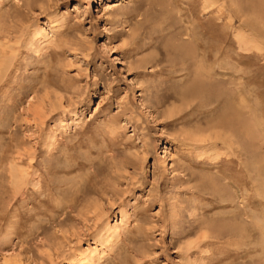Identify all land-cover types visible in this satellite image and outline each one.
I'll return each mask as SVG.
<instances>
[{
    "label": "rangeland",
    "instance_id": "1",
    "mask_svg": "<svg viewBox=\"0 0 264 264\" xmlns=\"http://www.w3.org/2000/svg\"><path fill=\"white\" fill-rule=\"evenodd\" d=\"M174 1L0 0V264H264V0Z\"/></svg>",
    "mask_w": 264,
    "mask_h": 264
},
{
    "label": "bare ground",
    "instance_id": "2",
    "mask_svg": "<svg viewBox=\"0 0 264 264\" xmlns=\"http://www.w3.org/2000/svg\"><path fill=\"white\" fill-rule=\"evenodd\" d=\"M144 1H145V4L148 5V8H146V10H144V11H145V16H149V11H150V12L153 11V10H151V9H153V7L157 10L158 8H160V9H161V8L164 9V8H166V7H170V6H171L172 9L175 8L176 11L178 10V8L176 9L177 6H175V5L178 4V1H177V2H175L174 0H144ZM181 1H182V2H186L187 4L190 5V2H191L192 0H181ZM212 1H213V0H212ZM233 1H234V3H233ZM239 1H240V0H232V3L235 4V6H236V8H237V12H238L240 15H242V16L245 15L246 13H247V14H246L247 16H250V15H248L247 10H248L251 6L249 7V4H247V5L245 4V8H244V6H243V2H242V4H241V2H240V5L237 6L238 3H239ZM182 2H181V3H182ZM202 2H204V1H202ZM207 2H208V0H206L205 3H207ZM213 2H214V1H213ZM230 2H231V1H230ZM250 2H251V1H249V2L247 1V3H250ZM253 2H254V0H253ZM256 2H257V1H256ZM257 3H258V2H257ZM210 4H212V2H210ZM233 4H232V7H235ZM236 4H237V5H236ZM251 4H252V3H251ZM254 4H255V3H254ZM184 5H185V4H184ZM184 5H182V6H184ZM204 5H205V9H207V8L209 7L208 4H207V5L204 4ZM204 5H203V6H204ZM241 5H242L243 7H242ZM213 6H214V5H213ZM252 6H253V4H252ZM256 6H257V5H256ZM146 7H147V6H146ZM248 7H249V8H248ZM263 7H264V6H263ZM184 8H185V6H184ZM187 8H189V7H187ZM254 8H255V7H254ZM261 8H262V7H261ZM155 9H154V10H155ZM185 9H186V8H185ZM189 9H190V8H189ZM189 9H188V10H189ZM234 9H235V8H234ZM257 9L259 10L258 7L255 8L253 11H252L251 9H250V10H251L253 13H255L254 11H257ZM140 10H141V9H140ZM169 10L171 11V9H169ZM169 10H168V12H169ZM180 10H182V9H180ZM192 10H193V9H192ZM203 10H204V7H203ZM208 10H209V9H208ZM208 10H207V11H208ZM157 11H158V10H157ZM166 11H167V10H166ZM173 11H174V10H172V12H173ZM178 11H179V10H178ZM178 11H177V12H178ZM183 11H184V10H183ZM183 11H182V13H185V12H183ZM189 11H190V10H189ZM189 11H188V13H189ZM235 11H236V9H235ZM248 11H249V10H248ZM259 11H260V10H259ZM141 12H142V11H141ZM179 12H180V11H179ZM203 12H204V11H203ZM237 12H236V13H237ZM252 12H251V13H252ZM257 12H258V11H257ZM263 12H264V9H263ZM263 12H262V13H263ZM142 13H143V12H142ZM173 13L175 14V12H173ZM173 13H172V14H173ZM194 13H195V12H194ZM196 13H197V12H196ZM238 13H237V14H238ZM251 13H250V14H251ZM253 13H252V14H253ZM170 14H171V13H170ZM170 14H169V15H170ZM192 14H193V12H192ZM197 14H198V13H197ZM197 14H196V15H197ZM260 14H261V13H260ZM141 15H142V14H141ZM176 15H177V13H176ZM179 15H180V14H179ZM198 15H199V14H198ZM203 15H204V14H203ZM229 15H230V14H229ZM253 15H254V14H253ZM150 16H151V15H150ZM164 16H165V15H164ZM181 16H182V15H181ZM181 16H178V17L181 19ZM191 16H192V15H191ZM242 16H241V17H242ZM198 17H199V16H198ZM243 17H244V16H243ZM251 17H253V16H251ZM262 17H263V15H262ZM262 17H259V18L262 19ZM148 18H149V17H148ZM148 18L144 19V23H145L146 20L148 21ZM150 18H151V17H150ZM150 18H149V20H150ZM176 18H177V17H176ZM196 18H197V16H196ZM254 18H255V17H254ZM184 19H185V18H184ZM186 19H187V17H186ZM197 19H199V18H197ZM245 19H246V18H245ZM182 20H183V19H182ZM182 20L180 21V23L182 22ZM191 20H192V19H191ZM187 21L189 22V20H187ZM206 21H207V20H206ZM246 21H247V19H246ZM249 21H250V19H249ZM261 21H262V20H261ZM263 21H264V20H263ZM192 22L194 23V22H196V21L193 20ZM192 22H191V23H192ZM229 22H230V21H229ZM252 22L255 23V24H254V27L257 29V26H255V25H256L257 23H259V21L257 22V21L252 20ZM182 23H183V22H182ZM185 23H186V22H185ZM185 23H183V24H184L185 29H186V27H187L186 25H187V24L185 25ZM189 23H190V22H189ZM189 23H188V25H189ZM199 23H200V22H199ZM253 23L251 24V22H248V24H251V25H253ZM140 24H142L141 21L138 22V23H136L135 25H136L137 27H139ZM145 24H146V23H145ZM197 24H198V23H197ZM202 24H203V23H202ZM204 24L207 25L206 23H204ZM229 24H230V23H229ZM191 25H192V24H191ZM191 25H190V26H191ZM194 25H195V23H194ZM257 25H258V24H257ZM176 26H177V25H176ZM190 26H189V27H190ZM195 26H196V25H195ZM195 26H194V28H196V29H195V32H193V33L196 34V30H197V28L200 26V24H199V26H196V27H195ZM208 26H210V24H208ZM180 27H181V26H180ZM192 28H193V25H192ZM194 28H193V29H194ZM199 28H200V27H199ZM199 28H198V29H199ZM259 28H260V27H259ZM259 28H258V29H259ZM185 29L182 28V31H183V32H186L187 30H185ZM258 29H257V30H258ZM200 30H201V29H200ZM200 30H199V31H200ZM206 30H208V29H206ZM259 30H260V29H259ZM182 31H179V32H182ZM192 31H193V30H192ZM192 31H189V32L191 33ZM202 31H204V30H202ZM202 31H200V32L203 34L204 32H202ZM197 32H198V30H197ZM175 33H177V32H175ZM190 33H189V34H190ZM193 33H192V35H193ZM201 33L198 32L197 35H198V34H201ZM182 34H183V33H182ZM182 34H181V35H182ZM186 34H187V33H186ZM195 34H194V35H195ZM254 34H255V33H254ZM178 35H180V34H178ZM197 35H196V37H197ZM205 35H206V34H205ZM189 36H190V35H189ZM198 36H200V35H198ZM201 36H202V35H201ZM201 36H200V38H202ZM206 36H207V35H206ZM179 37H180V36H179ZM234 37H235V36H234ZM182 38H183V37H182ZM192 38H194V37L192 36ZM207 38H208V37H207ZM252 38H253V37H252ZM180 39H181V37H180ZM197 39H198V37H197ZM249 39H250V38H249ZM176 40H177V38H176ZM183 40H184V39H183ZM192 40H193V39H192ZM192 40H191V41H192ZM201 40H204V38H202ZM205 40H206V38H205ZM205 40H204V41H205ZM237 40H238V39H237ZM179 41H180V40H179ZM195 41H196V40H195ZM181 42H182V39H181ZM183 42H184V41H183ZM185 42H186V41H185ZM185 42L182 43L183 46H181V47H183V49H184ZM189 42H190V41H189ZM192 42H194V40H193ZM177 43H178V42H177ZM208 43H209V42H208ZM178 44H181V43H178ZM187 44H188V43H187ZM244 44H245V43H244ZM256 44H257V43H256ZM190 45H191V44H190ZM185 46H186V45H185ZM191 46H193V45H191ZM174 47H175V46H174ZM174 47H173V49L176 48V47H175V48H174ZM193 47H194V46H193ZM193 47L191 48V47H189V45H187V48H185V49H188V48H189V51H188V52H191V50L193 49ZM190 48H191V49H190ZM229 49H231V48H229ZM176 51H177V50H176ZM184 51H185V50H184ZM186 51H187V50H186ZM195 51H197L196 48H195ZM204 51H207V50H204ZM179 52H181V51L179 50ZM188 52H186V53H188ZM192 52H193V50H192ZM181 53H182V52H181ZM191 54H192V53H190V55H191ZM194 54H195V56H196V53H194ZM194 54H193V56H194ZM218 55H219V54H218ZM221 55H222V54H221ZM221 55H219V56H221ZM182 56H183V55H182ZM193 56H192V57H193ZM196 58H197V57H196ZM220 58H221V57H220ZM229 58H230V57H229ZM188 59H190V58H188ZM200 59H201V58H200ZM184 60H185V59H184ZM192 61H193V59H192ZM201 61H202V60H201ZM223 61H224V60H223ZM184 63H185V62H184ZM191 63H192V62H191ZM201 63H202V62H201ZM201 63H200V64H201ZM235 63H236V62H235ZM235 63H234V64H235ZM200 64L198 65L199 67H200ZM219 64H220V63H219ZM222 64H223V63H222ZM227 64H228V63H227ZM237 64H238V63H237ZM183 66H184V65H183ZM201 66H202V65H201ZM205 66H206V65H205ZM235 66H237V65H233L234 68H235ZM238 66H239V65H238ZM199 67H196V68H197V72H199V70L202 71V69H200V68H203L204 65H203L202 67H200V68H199ZM218 67H219V66H218ZM233 67H232V70H233V72H234L235 69H234ZM239 67H240V66H239ZM209 68H211V67H209ZM221 68L223 69V67H221ZM228 68H230V67H228ZM237 68H238V67H237ZM237 68H236V69H237ZM206 69H208V68H206ZM238 69H239V68H238ZM203 70H204V71H203V73H204L206 70H205V68H204ZM228 70H229V69H228ZM230 70H231V69H230ZM232 70H231V71H232ZM187 71H188V70H187ZM211 71H212V69H211ZM214 71H215V70H214ZM217 71H218V70H217ZM226 71H227V70H226ZM197 72H195V74H197ZM218 72H219V71H218ZM237 72H238V71H237ZM205 73H206V72H205ZM241 73H242V71H241ZM214 74H215V73H214ZM231 74H232V73H231ZM235 74H236V72L234 73V75H235ZM239 74H240V73H239ZM197 75H198V77H197V76H194V77H197V79H199V77H201V79H202V77H204V74H202L201 72H199V74H197ZM199 75H200V76H199ZM205 75H206V74H205ZM212 75H213V74H212ZM216 75H217V74H216ZM236 75H237V74H236ZM206 76H207V75H206ZM222 76H223V75H222ZM222 76H221V77H222ZM210 77H213V76H210ZM210 77H209V78H210ZM214 77H215V76H214ZM218 77H220V74L218 75ZM221 77H220V78H221ZM223 77H225V76H223ZM236 77H239V76L237 75ZM204 78H207V77H204ZM216 78H217V76H216ZM233 78H234V77L231 76V79H233ZM229 79H230V78H229ZM231 79H230V81H232ZM235 79H236V78H235ZM235 79H233V81H234ZM237 79H238V78H237ZM237 79H236V80H237ZM193 80H196V79L194 78ZM216 80H217V79L212 80V83H214ZM218 80H219V79H218ZM221 80H222V79H220V82L222 83L221 85H223V81H221ZM233 81H232V82H233ZM255 81H256V80H255ZM237 82H238V80H237ZM239 82H240V84H241V80H240ZM212 83H211V84H212ZM215 83H216V82H215ZM215 83H214V84H215ZM217 83H218V82H217ZM217 83H216V84H217ZM224 83H226V82L224 81ZM230 83H231V82H230ZM235 83H236V81H234L233 84H235ZM196 84H197V81H196ZM206 84H207V83H206ZM209 84H210V83H209ZM240 84H239V85H240ZM219 85H220V83H219ZM224 85L226 86L227 83L224 84ZM236 85H238V84L236 83L234 86H236ZM204 86H206V85H205L202 81L198 82V86H197V87H198L201 91H202L201 88H203ZM212 86H213V85H212ZM214 86H215V85H214ZM205 88H206V87H205ZM205 88H203L204 91L206 90ZM207 88H208V87H207ZM214 88H216V87H214ZM214 88H213V89H214ZM222 88H224V87H222ZM227 88H228V87H227ZM227 88L225 87V89H227ZM229 88H230V87H229ZM235 88L237 89V88H239V86L234 87V93L236 92V91H235ZM250 88H251V87H250ZM194 89H195V88H194ZM194 89H193V90H194ZM190 90H192V89H190ZM195 90H196V89H195ZM195 90H194V91H195ZM200 90H199V92L197 91V92L199 93L198 95H200V92H201ZM231 90H233V89H231ZM238 90H239V89H238ZM239 91H240V90H239ZM239 91H238V92H239ZM188 92H191V91H187V93H188ZM202 92H203V91H202ZM223 92H224V91H223ZM223 92H222V90H221V93H222V94H223ZM231 92H232V91H230V93H231ZM183 93H184V92H183ZM206 93H207V92H206ZM224 93H225V92H224ZM227 93H229V91H228ZM185 94H186V93H185ZM185 94H183V96H184ZM190 94H191V95H190ZM190 94L185 95V97H186V96H193V95H192V94H193L192 92H191ZM208 94H209V93H208ZM235 94H237V93H235ZM196 95H197V94H196ZM203 95H205V94L203 93ZM211 96H212V95H211ZM222 96H224V95H222ZM236 96H238V95H236ZM209 97H210V96H209ZM182 98H183V97H182ZM192 98H193V97H192ZM192 98H190V99H192ZM239 98H240V96L237 97L238 100H240ZM184 99H185V98H184ZM188 99H189V98H188ZM201 99H202V98H201ZM206 99H207V98H206ZM209 99H210V98H209ZM181 100H182V99H181ZM207 101H208V100H207ZM217 101H218V100H217ZM240 101H241V102H237L239 105H241L240 103H242V102L244 103V102H245V101H242V100H240ZM215 102H216V101H215ZM209 103H210V101H209ZM227 103H229V102H227ZM205 104H207V103H205ZM205 104H204V105H205ZM226 105H227V104H226ZM245 105H247V104H245ZM205 106H207V105H205ZM229 106H230V104H229ZM229 106H228V107H229ZM238 107H239V106H238ZM242 107H243V106H242ZM244 107H245V106H244ZM229 109H230V108H229ZM237 109H238V108H237ZM242 109H243V108H242ZM242 109H241V110H242ZM231 110H232L231 112H233V109H231ZM238 110H239V109H238ZM244 110H245V109H244ZM176 111H177V110H174V109L171 108L170 110L167 111V115H168V116H172ZM245 111H246V110H245ZM234 112H235V111H234ZM237 115H238V114H237ZM223 116H224V115H223ZM241 116H242V115H240V117H241ZM245 116H246V115H245ZM232 118H233V116H232L231 114H230L229 116H225V117L223 118V120H220V122H221V123L219 122L220 124H217V125H216V123L214 124V122H213V125H211L212 127L207 128L208 130L205 129L206 127H203L204 130H202V128H199L200 130L195 131V132H191L192 134H190V137H191V139L194 140V141H202V142H204V141H206L207 139H208V140H209V139H212V135H213V132H212V131H214L215 138L228 139L229 134H230L231 137L234 136V134L236 135V133L238 134L239 131L237 132L236 129H235V130L232 129V127H233V125H234L233 123L235 122V125H236V123H237L238 121L240 122V126H239V127H240V130L244 131V129H245L244 127L247 128V126H245V124H242V122H241L240 119H239V116H238V117L236 116L235 119H232ZM236 118H237V119H236ZM247 121H248V119H247ZM217 122H218V121H217ZM243 126H244V127H243ZM201 127H202V126H201ZM207 127H208V126H207ZM239 127H236L237 130H239ZM248 128H249V127H248ZM196 130H197V129H196ZM253 130H254V129H253ZM209 131H211V132H209ZM255 132H256V131H255ZM239 133H240V132H239ZM243 133H244V132H243ZM240 134H241V133H240ZM249 134H250V133H249ZM180 135H181V134H180ZM230 136H229V137H230ZM241 136H242V135H241ZM231 137H230V138H231ZM234 138H235V136H234ZM238 138H240V137H238ZM235 140H236V139H235ZM226 141H227V140H226ZM231 141H232V140H231ZM238 141H239V140H238ZM236 143H237V142H236ZM240 146H241V145H240ZM185 167H186V166H185ZM220 177H221V176H220ZM214 178H215V177H214ZM211 179H212V178H211ZM209 180H210V179H209ZM214 180H215V179H214ZM221 182H222V181H221ZM215 184H216V183H215ZM223 184H224V182H223ZM224 188H226V187H224ZM226 189H227V188H226ZM228 190H229V189H228ZM232 192H233V191H232ZM232 192H231V193H232ZM221 193H222V192H221ZM245 197H246V196H244V198H245ZM242 199H243V198H242ZM234 201H235V200H234ZM242 208H244V207H242ZM248 208H249V207H248ZM243 210H244V209H242L241 212H243ZM247 211H248V210H247ZM242 216H243V215H242ZM243 217H244V216H243ZM229 220H230V219H229ZM230 221H231V220H230ZM234 221H235V220H234ZM236 221H237V220H236ZM236 221H235V222H236ZM231 223H232V221H231ZM240 223H241V222H240ZM256 223H257V222H256ZM233 224H234V226H235V223H233ZM249 224H250V223H249ZM254 224H255V223H254ZM225 225H226V224H225ZM227 225H228V224H227ZM250 225H251V224H250ZM252 225H253V224H252ZM256 225H257V224H256ZM228 226H229V225H228ZM232 226H233V225H232ZM243 226H244V225H243ZM245 226H246V225H245ZM247 226H248V225H247ZM257 226H259V225H257ZM253 227H254V226H252V228L250 227V229H253ZM226 228H227V227H226ZM257 228H258V227H256V229H257ZM259 228H260V227H259ZM231 229H233V228H231ZM250 229H249V231H251ZM253 230H254V229H253ZM259 230H260V229H259ZM227 231H228V230H227ZM247 232H248V231H247ZM224 233H225V232H224ZM232 233H233V232H232ZM232 233L229 234V235L232 236ZM251 233H253V232H251ZM251 233H250V235H251ZM260 233L262 234V231H260ZM233 234H234V233H233ZM243 234H244V233H243ZM248 234H249V233H248ZM258 234H259V233H258ZM263 234H264V233H263ZM203 235L206 236L207 234L205 233V234H203ZM240 235H242V233H241ZM240 235H239V236H240ZM245 235H246V234H245ZM250 235H249V236H250ZM215 236H216V235H215ZM247 236H248V235H247ZM253 241H254V240H253ZM249 242H251V241H249ZM251 243H252V242H251ZM252 245H253V244H252ZM250 246H251V245H250ZM253 247H254V246H253ZM248 248H249V247H248ZM255 248H256V247H255ZM250 250H251V249H250Z\"/></svg>",
    "mask_w": 264,
    "mask_h": 264
}]
</instances>
